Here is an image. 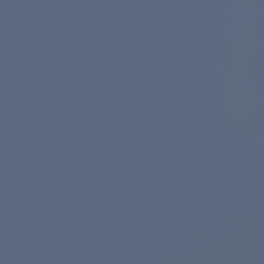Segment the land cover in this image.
<instances>
[{"label":"water","instance_id":"obj_1","mask_svg":"<svg viewBox=\"0 0 264 264\" xmlns=\"http://www.w3.org/2000/svg\"><path fill=\"white\" fill-rule=\"evenodd\" d=\"M0 264H264V0H0Z\"/></svg>","mask_w":264,"mask_h":264}]
</instances>
